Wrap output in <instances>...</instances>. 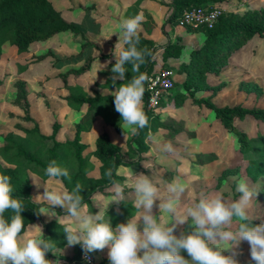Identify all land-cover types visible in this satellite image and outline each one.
Instances as JSON below:
<instances>
[{
	"label": "rangeland",
	"instance_id": "obj_1",
	"mask_svg": "<svg viewBox=\"0 0 264 264\" xmlns=\"http://www.w3.org/2000/svg\"><path fill=\"white\" fill-rule=\"evenodd\" d=\"M51 1L68 22L77 23L83 28L85 38L93 45V48L81 54L84 40L81 36H75L72 33L60 34L47 42L35 43L25 53L19 52L10 43L4 45L0 58V147L8 134L22 135V128L33 127V124L23 120L24 113L16 103L20 82L25 84L28 91L31 114L39 124L42 134L51 135L56 123L59 126L57 139L60 142L74 137L76 124L86 116L89 108L87 105L82 111L72 109L65 100L66 96L70 93H83L89 97L94 96V93L109 95L114 94L116 90L102 86L113 75L111 68L115 63L108 62L114 56L113 49L117 42L115 34L113 36L111 34L117 28L115 29L112 25H116V21L109 20L107 0ZM131 1L144 4L149 0ZM152 1L154 5H160L159 8H161L156 14L157 19L155 17V21H152L149 18L148 21L153 28L154 25L156 26L153 30L157 42L155 71L170 68L176 73L171 98H165L163 105L154 109L155 115L160 118L165 127L160 126L152 130L146 139L147 151L135 156L129 152V145L137 130L133 131L131 126L121 123L125 133L119 134L102 117H97L91 131L83 134V142L87 144L84 155L89 156L95 165L91 175L94 177L100 175V163L93 155L96 139L101 133L108 132L112 141L122 149L126 161H136L139 157V163L136 165L119 168L117 183L121 185H125V181L134 177L135 174L143 173L151 177L163 191L167 183L179 176L187 185L185 203L195 202L201 192H220L225 198L237 199L239 193L235 191V187L239 179H246L252 184L264 186V177L253 181L246 175L245 169L253 157L252 153H243L237 138L200 103L210 100L219 107L242 105L246 108H264V36H255L233 52L224 66L208 75L206 87L195 90L194 98H192L188 96L187 85L190 86V84L187 83V74L180 73L179 69L181 65L188 63L192 50L204 41V34L169 23L168 19L171 16L169 6L157 0ZM163 1L170 3V0ZM122 2L125 6L131 4L126 0ZM223 8L225 12L245 13L250 9L264 8V0H227ZM132 10L129 7L124 16L125 19L129 17ZM102 40L101 45L99 42ZM170 44L182 45L183 50L179 58H164V49ZM90 55L96 57L90 71L79 76L71 74L67 81L63 79L68 72L81 69ZM104 65L107 66L104 68ZM190 88L195 89L194 86ZM238 126L247 133L253 143H257L259 134L264 135V123L252 117L239 121ZM166 146H170L171 150H166ZM205 154L215 155L216 160L202 164L199 156ZM145 163L150 164L151 169L146 168ZM0 164L9 167L1 156ZM28 178L33 186L34 197L44 193L43 184L45 183L49 189L66 190L58 179L44 181L32 172L28 173ZM33 178L41 184L39 187ZM113 192L112 186L105 193L96 192L93 195V201L87 205L88 210H91L93 214L99 211L96 205L104 209L106 218L109 217L115 228L117 225L114 226L112 220L118 204L113 202L107 209L108 198ZM124 195L125 201H133L130 187H124ZM39 203L47 208V202L41 200ZM58 210L63 212V209L55 208L57 213H59ZM252 211L255 215H264V191L259 194L257 200L253 201ZM154 213L159 215V209L154 208ZM162 217L165 223H171V217L167 213H163ZM47 220L49 217L43 215V221ZM41 222L37 221L34 225H39L43 233L39 228L35 230L30 228L27 235L44 238V227ZM126 222L122 220L119 224ZM259 222V220L253 221L254 224ZM189 225L190 221L178 226L175 234L179 236L182 232L191 231ZM239 251L242 253L236 257L239 264H254L251 261L250 245L247 241L240 243ZM100 252L103 256L97 258V261L110 262L108 249L105 248ZM68 254L71 258L73 250ZM224 254L230 253L226 250ZM182 255L186 259H191L186 252H182ZM46 258L52 261L60 260L61 264H74L70 260L58 259L56 255L52 258L46 255Z\"/></svg>",
	"mask_w": 264,
	"mask_h": 264
},
{
	"label": "trees",
	"instance_id": "obj_2",
	"mask_svg": "<svg viewBox=\"0 0 264 264\" xmlns=\"http://www.w3.org/2000/svg\"><path fill=\"white\" fill-rule=\"evenodd\" d=\"M160 3L172 8V14L168 22L179 25L185 11L194 7H208L219 5L227 0H170ZM193 30L192 28H190ZM204 34L205 39L201 46L195 48L190 53V60L187 64L181 65L180 73L187 74L188 96L194 98L195 90L206 87L208 75L219 67L224 66L229 58L241 46L247 44L255 36H264V8L250 9L245 13L224 12L214 28H200L195 30ZM72 33L81 36L84 40L81 54L93 48V45L85 38L83 28L74 22H68L62 13L55 8L51 0H0V58L5 44L10 43L19 52L29 51L31 45L51 40L57 35ZM140 43L139 49H147L152 55L145 57V63L141 65L139 73H132L131 64L125 65L128 69L126 79L117 80L113 84L111 79H107L105 88H119L121 84L127 83L132 75L140 73L146 76L155 72L156 61L154 56L157 51L155 42L138 33ZM127 47L123 44V48ZM182 45H168L165 47L164 58H179L182 54ZM80 54V55H81ZM106 57V56H105ZM96 57L88 56L84 66L79 70L70 71L63 76L65 81L68 76L74 74L82 75L90 71ZM115 63V62H114ZM195 87L191 90L190 87ZM114 94L103 95L94 93L89 97L83 93H70L65 97L68 105L76 110L82 111L85 106H89L86 116L76 124V131L72 139L60 142L57 139L59 132L58 124H54L53 133L44 135L39 124L33 119L31 105L28 99V91L23 82L18 85L16 103L24 113L23 120L33 124V127L22 128V135L8 134L0 147V156L9 166L0 164V175H7L11 178L14 198H19L24 203V211L21 213L25 219L26 232L28 228L42 221L45 237L56 245L57 249H64L68 246L62 225L55 220L43 221V215H38L37 211L43 207L42 204L34 202L33 186L28 178V173L32 172L40 176L44 181L49 180L45 175V169L52 160L70 171L71 181L67 178H58L66 190L71 191L77 183L82 187L80 195L86 204L91 203V199L96 192L105 193L112 186V181L119 178L118 170L122 166L136 165L138 160L128 162L124 159L122 149L112 141L108 132H103L96 139V149L94 156L100 163V175L94 177L91 173L95 165L89 156H85L87 144L83 142V134L91 131L97 117H102L119 134H124L125 130L121 125V115L115 111ZM171 95L167 98L170 99ZM165 101H161L163 105ZM210 110L214 117L220 121L222 126L232 133L238 141L239 148L243 153H252L253 157L245 169L246 175L253 181H258L264 177V135H258L257 143H253L246 132L238 126V122L248 117L254 118L260 123H264V108H246L242 105L233 107H219L210 100L200 102ZM144 111L148 117V124L144 128L137 129L132 143L129 145V152L135 156L142 155L148 149L146 139L152 130L160 126L165 127L154 109L148 108V94L145 91ZM202 164L216 160L215 155L205 154L199 156ZM141 158V157H140ZM112 169V179L106 176V172ZM136 210L132 202L124 201L118 204L113 213V225L127 221ZM11 212H6L5 217H10ZM49 256L52 252L47 253ZM95 256V252L91 253ZM81 255V245H75L74 254L71 258H64L72 262H79ZM108 262V261H105Z\"/></svg>",
	"mask_w": 264,
	"mask_h": 264
},
{
	"label": "clouds",
	"instance_id": "obj_3",
	"mask_svg": "<svg viewBox=\"0 0 264 264\" xmlns=\"http://www.w3.org/2000/svg\"><path fill=\"white\" fill-rule=\"evenodd\" d=\"M142 21V14H138L121 23V33L114 48L119 51L113 50L115 64L110 77L113 84L117 80L125 81L128 72L125 65L131 64V72L139 73L146 62L145 57L152 55L146 48H138ZM121 34L125 48L121 47ZM99 43L102 45L103 40ZM147 81L148 77L143 73L132 75L127 83L114 91L115 111L122 118L120 123L131 126L133 131L148 124L143 108ZM166 150L170 151L171 147L166 146ZM144 166L151 169L148 163ZM45 175L49 180L67 178L71 181L69 169L55 160L49 162ZM106 176L112 179L111 168ZM33 180L37 187L41 185L35 178ZM43 186L44 193L35 196L34 202L43 200L47 202V208H39L37 214L57 217L61 224V215L55 208L63 209L62 228L67 244L81 245L86 259H90L88 254L107 248L110 264H239L236 258L242 254L239 245L247 241L251 261L264 264V215H255L252 211L253 201L264 191V186L246 179L236 182L237 199L225 198L220 192H201L191 203H185L187 185L179 176L167 183L163 191L143 173L128 178L125 185L113 180L114 192L108 198L107 209L113 202L125 201L124 187L128 186L132 189V206L136 210L126 223L115 228L99 205H96L99 211L95 214L88 210L80 195L82 187L79 183L71 191L49 189L47 183ZM154 208L159 209V215L154 213ZM24 209L23 201L13 196L11 178L0 175V264H60L59 260L46 258L47 253L59 251L55 244L42 236L27 235L21 214ZM6 212H11L10 217H5ZM163 213L171 217V223L163 221ZM255 220L260 222L254 224ZM189 221L191 231L177 236V227ZM31 228H39L43 233L39 225H31ZM226 250L229 255L224 254ZM182 252L191 259H186Z\"/></svg>",
	"mask_w": 264,
	"mask_h": 264
},
{
	"label": "built area",
	"instance_id": "obj_4",
	"mask_svg": "<svg viewBox=\"0 0 264 264\" xmlns=\"http://www.w3.org/2000/svg\"><path fill=\"white\" fill-rule=\"evenodd\" d=\"M225 12L223 4L208 7H194L184 12L179 25L192 29L214 28L219 18ZM146 91L148 94V108H157L161 101L168 98L175 87L176 73L170 68H163L147 76ZM90 259L85 258L81 247L80 261L74 264H110V262H98L91 253Z\"/></svg>",
	"mask_w": 264,
	"mask_h": 264
},
{
	"label": "crops",
	"instance_id": "obj_5",
	"mask_svg": "<svg viewBox=\"0 0 264 264\" xmlns=\"http://www.w3.org/2000/svg\"><path fill=\"white\" fill-rule=\"evenodd\" d=\"M126 1H129L131 4L129 6H125L123 4L122 0H107L106 1V5H108V9H109V12L108 13L110 15L109 20H111V21L115 20L116 21V25L115 24H112V25H114L113 27L115 29L117 28L116 31L115 30L112 31L113 32V33H111L112 36H113V34H115L114 37H115V39H117V42H118V40H119V34L121 33V27H120L121 26V23L124 20L128 19V18H132V17H135L138 14H142L143 21H142V24H141V28L139 30V33H142L144 37L153 40L155 42L156 46H157V42H156V39L154 38V34H153V30H154V28L156 29V26L153 24L154 25V28H153V26L150 25L148 23V21H149V18H150V20L155 21V17H156L157 12L161 10V8H159L160 5H156V4L154 5L153 4L154 2L152 0L147 1L144 4H139V3H136L134 1L132 2L131 0H126ZM157 1L160 3L159 0H157ZM129 7L132 8L133 10H132V12H130L131 14L129 15V17H127L125 19L124 16L127 14L128 10H129ZM169 8L171 9V14H172V8L170 6H169ZM156 19H157V17H156ZM142 27H143V29H142ZM193 30H195V29H193ZM115 39H114V41H116ZM117 42H115V43H117ZM202 43H201V45H202ZM170 45H173V44H170ZM121 47L123 48V36H122V34H121ZM197 47H199V46H197ZM197 47H195V48H197ZM113 50L114 51H119V49H113ZM110 51L112 52V50H110ZM154 60L156 61L155 56H154ZM109 61L115 62V56H113L111 58V60H109ZM156 64H157V62H156ZM92 201H93V197L91 199V202ZM58 212H59L58 214L61 215V224H63L64 223L63 214H60V213H63V212L61 210H58ZM50 220H55V221L58 222V218L57 217L49 218V220H47V221H50ZM32 225H34V224H32ZM30 228H31V226L28 228V230ZM28 230H27V232H28ZM74 248H75V246H67L64 249H58L59 251L57 252V254H53L52 253L51 256H49L48 254L47 255L50 258L54 257L55 255L57 256L58 259L69 258L68 256L70 254H68V253H70V251L73 250V254H74ZM102 256H103V254L99 250L95 252V257L96 258L99 259V257H102ZM63 262H65V261H63Z\"/></svg>",
	"mask_w": 264,
	"mask_h": 264
}]
</instances>
